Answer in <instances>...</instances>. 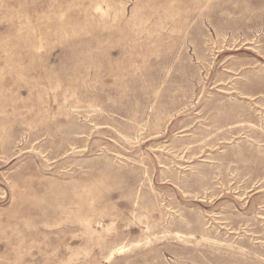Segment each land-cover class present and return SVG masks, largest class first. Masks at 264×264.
Masks as SVG:
<instances>
[{"label":"rangeland","instance_id":"obj_1","mask_svg":"<svg viewBox=\"0 0 264 264\" xmlns=\"http://www.w3.org/2000/svg\"><path fill=\"white\" fill-rule=\"evenodd\" d=\"M0 264H264V0H0Z\"/></svg>","mask_w":264,"mask_h":264}]
</instances>
